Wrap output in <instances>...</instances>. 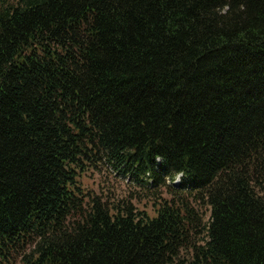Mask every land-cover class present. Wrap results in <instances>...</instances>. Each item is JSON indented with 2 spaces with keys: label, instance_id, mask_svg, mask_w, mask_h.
I'll list each match as a JSON object with an SVG mask.
<instances>
[{
  "label": "trees",
  "instance_id": "16d2710c",
  "mask_svg": "<svg viewBox=\"0 0 264 264\" xmlns=\"http://www.w3.org/2000/svg\"><path fill=\"white\" fill-rule=\"evenodd\" d=\"M0 264H264V0H0Z\"/></svg>",
  "mask_w": 264,
  "mask_h": 264
},
{
  "label": "rangeland",
  "instance_id": "374dc122",
  "mask_svg": "<svg viewBox=\"0 0 264 264\" xmlns=\"http://www.w3.org/2000/svg\"><path fill=\"white\" fill-rule=\"evenodd\" d=\"M78 179L87 196H98L107 204L130 202L136 210L144 211L150 216L155 214L156 205L161 198L170 197L167 186L176 187L181 181L180 174H177L172 180L165 179V184L138 182L129 173H125L120 165L104 158L97 164L90 163L86 166ZM192 204L205 221L209 214L208 207L199 201H193Z\"/></svg>",
  "mask_w": 264,
  "mask_h": 264
},
{
  "label": "clouds",
  "instance_id": "9594fccd",
  "mask_svg": "<svg viewBox=\"0 0 264 264\" xmlns=\"http://www.w3.org/2000/svg\"><path fill=\"white\" fill-rule=\"evenodd\" d=\"M177 181H178V178H177Z\"/></svg>",
  "mask_w": 264,
  "mask_h": 264
}]
</instances>
